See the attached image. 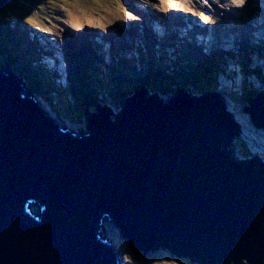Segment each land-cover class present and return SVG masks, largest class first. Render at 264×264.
Returning a JSON list of instances; mask_svg holds the SVG:
<instances>
[{"label": "water", "instance_id": "water-1", "mask_svg": "<svg viewBox=\"0 0 264 264\" xmlns=\"http://www.w3.org/2000/svg\"><path fill=\"white\" fill-rule=\"evenodd\" d=\"M22 85L0 74V264H123L106 220L131 253L264 264V162L233 154L239 126L219 96L140 91L76 131ZM257 90L241 109L264 131Z\"/></svg>", "mask_w": 264, "mask_h": 264}, {"label": "rangeland", "instance_id": "rangeland-1", "mask_svg": "<svg viewBox=\"0 0 264 264\" xmlns=\"http://www.w3.org/2000/svg\"><path fill=\"white\" fill-rule=\"evenodd\" d=\"M126 1V2H125ZM121 0L122 3H125L127 5V9H125L123 6L119 5L120 0H46L48 2L45 7V11L40 10L36 11L33 8H29V4H35L38 5L40 3H43V0H4L2 2V6L0 7V36L3 33L4 27L1 22L11 23L14 21L15 16L19 19H22L29 25L35 26V27H29V29H26L28 37L31 38V40L35 43H38L42 52L39 53V63L37 64L38 67H47L48 69L54 71V73L61 74L64 78H66V74L63 72V66L60 61L61 57L64 60L65 54L63 49L64 40L66 37L67 32L72 34L73 36L79 35L82 33H85V27L91 28L90 31H88L91 34V37H88V40L90 43H95L97 40V37L101 36L102 38L110 37L111 35L116 43V46H114V50H118L122 53L123 56H125L128 60L133 59L135 56L134 51L135 47L138 46L139 49L135 51L137 52V56L140 57V55L144 56L145 54L142 52V45L140 42V39L136 34L134 33L133 28H140L141 32L144 29L145 25L154 29L152 31L154 38H160L161 36L166 38L165 41L168 40H175L176 34L179 36V44L181 46H190L187 45L190 43V40L188 37L196 43L195 40H199V32L198 28L199 23H213L211 22V18L207 15H202L199 11L200 10H206L203 4V0ZM226 1V6H238L242 7V3L247 2V0H243L242 3L234 2V0H224ZM255 2L257 0H254ZM119 2V3H118ZM258 3L260 4L259 0ZM9 5V6H8ZM252 9H255V5H249L248 10H242L239 12V14H242L244 16V19L249 24L251 23L254 28L257 27L258 21L252 19L249 15V12ZM165 12V15H163V18L160 22V25L158 26L154 25V21L150 23V25L143 21V18L140 15L146 16V12H148L153 16V19L156 20L159 16L158 12L161 11ZM169 11H171L169 13ZM181 11V12H180ZM8 15H5V14ZM163 14V12H161ZM182 13V14H181ZM147 14V16H150ZM15 15V16H14ZM127 15V16H126ZM199 16H201L202 19L205 21H202ZM169 20V24L167 27L163 26L162 21L163 20ZM171 19V20H170ZM7 20H9L7 22ZM47 21H50L52 24H49ZM182 21V22H180ZM54 22V23H53ZM180 22V23H178ZM71 23L73 26H76L77 29L72 28L73 26L69 27L68 24ZM111 23H117L118 27L123 28H130L133 32L131 34H122V35H116L113 33V27H109ZM11 23L10 25H12ZM189 26H188V25ZM123 25V26H122ZM188 26V29L186 28ZM252 26V28H253ZM3 27V28H2ZM28 27V26H27ZM66 28L72 29L74 32L67 31ZM169 28L168 30H166ZM11 29V26H10ZM45 29V30H44ZM203 29V27H202ZM200 29V30H202ZM7 30V28H6ZM12 30L15 31V29L12 28ZM92 30V31H91ZM189 30H192L189 32ZM196 30V31H193ZM243 27H239V24L231 28L229 32H227L226 39H223L220 34L217 36V41L219 43L216 47H220L222 45L223 51H225L226 55L231 58L233 61L228 66H232L233 68H236L234 76L232 75L233 79L232 81L228 78H224L223 76L217 77V84L215 89H217V92L221 93L219 91V84H223L222 87V93L224 95V98L226 101H223V104H228L229 107H227L228 110L231 111L233 116L235 118L237 115L240 116V120L236 118V120L239 122L240 125H238V133L232 137L231 139V150L233 151V154L237 156L238 158H252L254 157V154L261 155L264 159V131L257 130L253 126H251L248 116L243 113L241 106L245 104L244 99L249 95H246L243 91V86L241 85L242 81V75H241V65L243 64V57L244 54H241V48L240 45H246L251 43L254 44L255 38L252 40H248V36L252 34L253 29L250 31V33H244ZM256 31L259 32V30L256 28ZM8 32H10L8 30ZM242 32L244 35H241ZM109 34V35H108ZM169 34V36L165 37V35ZM170 34H174L170 36ZM202 34H204L202 32ZM235 34L237 37H235ZM95 36V37H94ZM204 39L206 41L205 48L207 51L214 50V43L212 42V39L205 33ZM5 40L10 39V36L7 35V32H5ZM264 38V34L257 36V39ZM3 39V38H2ZM94 39V40H93ZM244 39V40H243ZM148 38L145 37V41H147ZM188 41V43H185L184 41ZM243 40V41H242ZM144 41V40H143ZM160 41V39H159ZM157 41V42H159ZM216 41V40H215ZM3 44L5 41H2ZM11 42H16V39H14V35L11 36ZM98 42V40H97ZM245 42V43H244ZM185 43V45H182ZM109 41L104 42V45L101 47L102 53L104 55L103 60L106 61V65L110 64L109 67H111L112 63V53L111 49H108ZM129 45L126 47L127 49H123L122 45ZM146 47L148 46H154V49L158 52L160 47H158L157 43L148 44L145 43ZM172 44L174 42L172 41ZM191 45H193L191 43ZM112 46V44H110ZM197 46H200L197 44ZM255 47V45H253ZM203 47V46H201ZM249 47V46H248ZM118 48V49H116ZM9 45H7V48L4 50H0V59L4 58L7 53L9 52ZM178 47H169L166 49H163L167 51L169 56L172 54V51L175 53ZM51 50V51H50ZM67 50V48H66ZM144 50V49H143ZM199 51L198 48H193L192 51ZM145 51V50H144ZM47 52H50L48 56L43 55ZM179 52V51H178ZM143 53V54H142ZM134 54V55H133ZM218 54V53H217ZM141 58V57H140ZM135 59L137 57L135 56ZM252 59V66L251 69H255L259 71V74H256L255 76L252 74L253 71L247 74V80L250 82H254V85L258 87L264 86V43L260 46V50L253 51L251 54ZM48 60H52V64H49ZM64 63V61H63ZM65 66V63H64ZM0 71L4 72L8 70V67L1 68ZM117 68V67H115ZM114 68V69H115ZM11 71V70H10ZM106 74H108V70L104 69ZM16 75V74H15ZM61 75L60 79H55L57 83L61 82ZM55 76V75H54ZM58 77V76H57ZM56 77V78H57ZM16 78V76H15ZM226 83V84H225ZM229 84V85H228ZM221 86V85H220ZM236 86V87H235ZM47 91H45L46 95H51L52 92L55 93V96L59 95L58 89H51L49 91V86L45 87ZM144 91V90H142ZM225 91V92H224ZM31 94L35 95L34 91H30ZM168 93V94H167ZM172 92L159 91L156 90V94L160 97L159 99H167L168 95ZM149 94V93H148ZM40 98L45 102L55 101L53 97H48L41 95ZM125 98L126 99H129ZM40 100V99H39ZM47 100V101H46ZM70 100V99H69ZM41 101V100H40ZM58 101V100H57ZM57 101L55 103H57ZM71 101V100H70ZM61 103V107H69L72 108V103ZM102 101V100H101ZM101 103H106L108 105L109 110H111L112 114L110 118L114 119V113L118 112L121 109L120 104L121 99L119 96H114L112 100H104ZM46 105V104H45ZM93 106V105H92ZM92 106H86L85 110L78 116H68V120L64 116L57 115L53 113L51 110H49L53 115V117L56 120H60V123H64L71 127L72 129H75L76 131L84 130L86 129V112L95 111V107ZM47 107V106H46ZM225 107V106H224ZM48 109V108H47ZM67 111V110H66ZM243 131V132H242ZM251 135V136H250ZM104 227L105 229L102 231L104 235L109 236V238L113 239L116 244L118 245V248L123 253V264H196V263H190L189 260H186L184 258H179L176 256H173L170 251L164 248H157L152 251H139L131 253L130 249L127 247V239L123 236H120L119 229L116 226V224L111 220L104 221ZM143 254V255H142ZM184 260V261H180ZM187 261V262H186Z\"/></svg>", "mask_w": 264, "mask_h": 264}, {"label": "trees", "instance_id": "trees-1", "mask_svg": "<svg viewBox=\"0 0 264 264\" xmlns=\"http://www.w3.org/2000/svg\"><path fill=\"white\" fill-rule=\"evenodd\" d=\"M47 3L46 0H43V3L38 5L29 4L28 7L36 11H45ZM119 5L127 9V5L122 3L121 0ZM5 15L8 14L6 13ZM47 22L52 24L50 21ZM1 23L4 30L0 36V50L6 49L7 45L10 48L7 55L0 59L1 68H10L18 77H22L26 86L37 95L59 98L57 103L46 101L49 102L48 105L53 113H58L57 115L64 116L67 119L69 115L74 117L77 114L79 116L87 105L89 107L92 105V107H99L102 105L101 102L103 100L104 102L107 99L112 100L114 96L120 97L121 103L117 104L121 106L127 96L133 95L139 90L155 94L156 90L171 92L180 87L189 95H200L207 90L218 93L217 89H215L217 77L223 76L232 81V75H235L233 74L234 71L230 73L231 65H228L230 63L233 64V61L227 55L206 54L202 51H192V49L180 50V52H175L172 57L168 58L163 49L157 52L154 46H144L143 49L145 51L142 49L144 56L141 55V58L138 56L137 59L134 56L133 59L128 60L120 51L114 50L115 42L112 36H110L109 42L112 44L110 49L113 51V60L111 67H109L110 64L107 66L106 61L103 60L104 55L101 50L107 39H99L97 37L98 42L96 40L95 43H90L87 36L89 29L85 28L86 32L80 34V36H73L69 33L65 37L63 49L65 71L68 76L61 84L57 83L54 77H49L48 71L44 67L37 66L39 63L38 51L41 48L26 33V29L35 26L29 25L16 16L14 21L11 22L13 23L12 25H10L11 23H6V25L4 24L5 22ZM111 26L113 27V32L119 33L121 31L117 23H111L109 27ZM74 27L77 29L76 26ZM8 30L11 32H8ZM68 30L71 31L70 28ZM5 32L10 36V39L5 40ZM124 32L125 30L121 31V33ZM12 35L16 39L14 43L11 42ZM2 41H5L4 44ZM128 46L122 45L123 49H127L126 47ZM192 47L195 46L192 45ZM137 49L139 47H135V51ZM253 51L254 48L248 46L241 51L243 52L241 54H244L243 64L241 65L243 76L241 85L244 93L246 95L249 94L248 96H253L259 92L254 82L247 80V74L251 71H253V75L259 74L258 70L251 69L252 59L250 54ZM106 68L108 74L103 71ZM46 86H49V91L58 89L60 96H55L53 92L51 95H46ZM69 101L74 109L61 107L62 102L69 103Z\"/></svg>", "mask_w": 264, "mask_h": 264}, {"label": "clouds", "instance_id": "clouds-1", "mask_svg": "<svg viewBox=\"0 0 264 264\" xmlns=\"http://www.w3.org/2000/svg\"><path fill=\"white\" fill-rule=\"evenodd\" d=\"M2 6V5H1ZM72 28H74V26L72 27ZM86 28V27H85ZM84 28V29H85ZM67 29V28H66ZM89 29V31H90V29L91 28H88ZM86 30V29H85ZM71 31H72V29H71ZM70 31V32H71ZM92 31V30H91ZM27 33V32H26ZM39 53H41L42 52V50L40 49V51H38ZM43 55H47L48 56V54H46V53H44ZM49 61V64H52V60H48ZM60 61H62L61 63H63V59H62V57H61V59H60ZM65 63V62H64ZM66 67V66H65ZM43 68V67H42ZM44 68L46 69V71H48V75H49V77H54V79H60V75L61 74H58L57 75V73H54V71H52V70H50V69H48L47 67H45L44 66ZM10 69V68H9ZM5 72V71H4ZM12 73H14L13 71H11ZM63 72L66 74V78H67V76H68V74L66 73V71H64V69H63ZM55 75V76H54ZM14 76H16V78H17V80H19L20 82H22L23 83V85H22V87L24 88V90H25V92L28 94V93H31L30 91H32V90H30L27 86H26V84H25V82L23 81V78L22 77H18L17 75H15V73H14ZM58 76V77H57ZM255 76V75H254ZM57 77V78H56ZM256 77V76H255ZM65 78V76H64V78H63V76L61 75V82H59V83H63L64 82V80L66 79ZM142 91V90H141ZM140 92V91H139ZM36 94V93H35ZM35 96V95H34ZM36 96L38 97V99H40L43 103H44V101L40 98V96L39 95H37L36 94ZM146 96V95H145ZM131 98V97H130ZM247 98V97H246ZM246 98L244 99V102H245V100H246ZM55 101H53V102H56L59 98H53ZM124 101H125V99H124ZM124 101H123V103H124ZM58 102V101H57ZM48 103L49 102H45V104H46V106H47V108H48V110H51L50 109V107H49V105H48ZM122 103V104H123ZM102 104H106V103H102ZM241 108H242V106H241ZM227 109V108H226ZM95 110H96V107H95ZM228 110V109H227ZM229 112H231L230 110H228ZM88 112H91V111H88ZM233 115V114H232ZM248 116V115H247ZM248 118H249V116H248ZM234 119H235V121L236 122H238L237 120H236V118H235V116H234ZM64 124V123H63ZM66 125V124H65ZM238 125H240L239 124V122H238ZM68 126V125H67ZM69 127V126H68ZM69 128H71V127H69ZM72 129V128H71ZM81 131V130H80ZM235 136V135H234ZM256 155H258V154H254L253 156L255 157ZM261 156V155H260ZM253 158V157H252ZM260 160H263V157L261 156V159Z\"/></svg>", "mask_w": 264, "mask_h": 264}, {"label": "bare ground", "instance_id": "bare-ground-1", "mask_svg": "<svg viewBox=\"0 0 264 264\" xmlns=\"http://www.w3.org/2000/svg\"><path fill=\"white\" fill-rule=\"evenodd\" d=\"M255 2V1H254ZM259 2H260V4L258 3V0L255 2V4L257 5V6H260L259 8H261L262 6H264V0H259ZM9 6V5H8ZM145 15H147V14H145ZM15 16V15H14ZM127 16V15H126ZM143 16V15H142ZM188 25V24H187ZM189 26V25H188ZM199 29V28H198ZM11 32V31H10ZM202 32H203V30H200L199 29V33H201L202 34ZM87 36L88 37H91V34L89 33V32H87ZM188 39L190 40V43H188V41L186 40V41H184L185 43H188L187 45H191V43L192 44H194V42L188 37ZM83 41V40H82ZM86 41V40H85ZM89 41V40H88ZM196 41V43L198 44V45H200V46H203V47H205L206 46V41H204L203 39H199V40H195ZM185 43H183L182 45H185ZM181 47H184V46H181ZM176 52H178V51H176ZM180 52V51H179ZM143 54V53H142ZM141 56V55H140ZM29 74V73H28ZM226 84V83H225ZM221 85V86H220ZM229 85V84H228ZM218 89L222 92V87H223V84H219L218 85ZM225 92V91H224ZM146 96H151L152 94H148V93H146L145 94ZM155 96L156 97H159L156 93H155ZM226 108L227 107H229V105L228 104H226L225 103V105H224ZM236 118H238L239 120H240V116L239 115H237V117ZM243 132V131H242ZM251 136V135H250ZM256 157H258V158H260L261 159V156L260 155H256Z\"/></svg>", "mask_w": 264, "mask_h": 264}, {"label": "snow or ice", "instance_id": "snow-or-ice-1", "mask_svg": "<svg viewBox=\"0 0 264 264\" xmlns=\"http://www.w3.org/2000/svg\"><path fill=\"white\" fill-rule=\"evenodd\" d=\"M234 2H236V0H234ZM238 2L242 3V2H243V0H238Z\"/></svg>", "mask_w": 264, "mask_h": 264}]
</instances>
